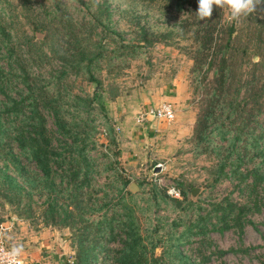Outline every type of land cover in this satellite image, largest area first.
Returning <instances> with one entry per match:
<instances>
[{
    "label": "rangeland",
    "instance_id": "obj_1",
    "mask_svg": "<svg viewBox=\"0 0 264 264\" xmlns=\"http://www.w3.org/2000/svg\"><path fill=\"white\" fill-rule=\"evenodd\" d=\"M0 6L10 14L0 10V119L26 136L41 123L54 156L64 157L59 165L49 161L45 178L15 140V167L2 160L0 146V222L24 245V264H75L74 227L113 213L124 220L130 213L142 242H156L153 254L169 264H183L174 246L196 264L263 263L264 180L254 185L245 174L264 169L253 155L264 146V105L255 111L264 85L249 83L260 74L253 63L264 59V0L231 23L215 7L198 21L189 0H0ZM15 16L26 22L16 24ZM73 34L87 53L81 61ZM221 59L222 88L215 78ZM169 88L173 119L137 129L132 117L161 103ZM236 152L244 154L242 179L232 172ZM74 180L83 185L75 188ZM170 184L179 198L166 194ZM226 202L245 209L219 221L215 208ZM115 239L102 242L110 254L121 246ZM99 258L95 264L115 262Z\"/></svg>",
    "mask_w": 264,
    "mask_h": 264
},
{
    "label": "trees",
    "instance_id": "obj_2",
    "mask_svg": "<svg viewBox=\"0 0 264 264\" xmlns=\"http://www.w3.org/2000/svg\"><path fill=\"white\" fill-rule=\"evenodd\" d=\"M181 2H184L185 0H179ZM193 6L197 9V0H189ZM0 10L2 11V14H8V10L0 6ZM10 15V14H8ZM14 22L16 24H19L20 26L26 22L25 18L23 21H20V16H15ZM62 27V32L66 31V28L64 27L63 21L60 22ZM70 24V23H68ZM4 27L0 24V31L4 32ZM69 35V34H66ZM73 36L77 39V35L73 34ZM261 41V40H260ZM75 44L77 45L76 51L78 56V60L81 61V59L85 58L87 53L83 50L80 40H75ZM210 38L206 40L205 43H209ZM264 45V44H263ZM85 50H87L85 48ZM226 61L221 59L215 69L216 74V80L219 87L222 88V83L226 80V72H227V66ZM254 66L260 70V74L254 76V74L251 75V80H249V83L251 82L252 87H255L258 85V83L261 80V86L264 85V59L258 60L253 63ZM262 71V72H261ZM62 72V71H61ZM262 77V78H261ZM0 92H4V84L1 81L0 78ZM212 98V97H211ZM214 99H211V101L208 103V110L207 113L212 114L211 112L213 109ZM257 107L255 111H260L263 109L264 105V98L260 102V104L256 103ZM13 106L18 105V102L13 101ZM13 109L15 107H12ZM228 108V107H227ZM230 112H235L236 110L240 109L239 106L236 107H230ZM5 112H7L6 109H4ZM54 120L57 123V125L60 126V123L62 120L59 116L56 115L57 111L54 110ZM208 118L207 114H204L201 120H198L197 123L199 127H204L203 123ZM40 125L37 129L34 127L33 135H22L20 134H12L9 130L10 124L7 119L1 118L0 119V146L4 147V152L2 154V160L5 162V159H8V161L11 163V165H14V160L16 159L17 154L11 152L10 148V141L15 140L17 146L21 151L28 153L30 157L35 161V163L38 165L42 175H44L45 178H47L50 175L51 168L49 165V161L56 162L57 165H59L60 162L64 161V157H61L59 160L58 156H54V150L52 149L50 139L45 134V129ZM62 126V124H61ZM20 151V152H21ZM18 152V153H20ZM253 155H257L260 159V163H263L264 165V146H257L255 149V152ZM244 154L242 152V155H239L238 152H236L234 156V160L236 161L235 165L233 162L232 166V172L237 174V179H242L244 174L239 172V161L243 158ZM15 167V165H14ZM245 174L250 175L252 179V183L255 185L258 182L264 180V169L263 171L259 172L257 166H253L250 170L246 171ZM78 172L72 174V178H77ZM12 180V179H11ZM76 184L74 185L75 188H80L83 184V180L76 181ZM130 192V191H129ZM76 201V200H75ZM74 209L79 213L77 216L81 221H85L82 217V206L79 202H73ZM126 207V206H125ZM126 207V211H127ZM215 209H218L220 211L218 220L219 221H226L231 213H233L234 210L241 211L245 209V206H237L234 203L226 202L224 206H216ZM124 212V215L127 214V212ZM235 214H237L235 212ZM125 220L123 218L117 217L116 214H111L110 216H104L100 220H96L94 222H83L84 224H81L78 227H74L73 234H72V242L74 243V260L75 264H95L97 261V258H99V255L101 254L99 260L104 261V258L112 257L114 259L113 264H169L164 258L162 253L159 255L153 254V249L156 246V242H151L147 246L146 243L142 242V235L139 233L138 225L132 220V216L127 214L125 216ZM201 218V217H200ZM113 221L116 224H113ZM116 227L120 230H116ZM114 230L118 232H114ZM115 236H117L118 240L121 243V246L118 250L112 251L113 254H110L111 250L104 246L102 242H109L116 240ZM172 253L178 257V259L182 260L183 264H196L193 261H190L188 257L181 256V253L179 250L173 247ZM106 262V260H105ZM111 264V263H110ZM264 264V261L263 263Z\"/></svg>",
    "mask_w": 264,
    "mask_h": 264
},
{
    "label": "clouds",
    "instance_id": "obj_3",
    "mask_svg": "<svg viewBox=\"0 0 264 264\" xmlns=\"http://www.w3.org/2000/svg\"><path fill=\"white\" fill-rule=\"evenodd\" d=\"M261 0H197L196 19L204 21L211 18L214 7L226 10L225 19L228 23L248 17L257 10ZM8 230L0 229V264H24V245L13 242ZM7 242V246L5 245Z\"/></svg>",
    "mask_w": 264,
    "mask_h": 264
},
{
    "label": "built area",
    "instance_id": "obj_4",
    "mask_svg": "<svg viewBox=\"0 0 264 264\" xmlns=\"http://www.w3.org/2000/svg\"><path fill=\"white\" fill-rule=\"evenodd\" d=\"M173 117L174 110L172 104L170 102L164 101L159 103L158 105L147 107L142 112L137 114L135 120L139 123H141L146 118L156 121H170L173 119ZM165 192L170 197H180L179 189L173 184L165 186ZM0 229H5V226L2 222H0Z\"/></svg>",
    "mask_w": 264,
    "mask_h": 264
},
{
    "label": "crops",
    "instance_id": "obj_5",
    "mask_svg": "<svg viewBox=\"0 0 264 264\" xmlns=\"http://www.w3.org/2000/svg\"><path fill=\"white\" fill-rule=\"evenodd\" d=\"M168 91H171L172 92V89H167L166 90V92H167V94H165L162 98H161V101L162 102H172L173 101V97H172V95H169L168 93H170V92H168ZM145 109V108H144ZM143 109V110H144ZM143 110H141V112L143 111ZM138 113H140V112H138ZM135 116V115H134ZM134 116L132 117V119H133V122H134V124L135 125H138V127L136 126V128L138 129L140 126H143V123H145V124H147V121H151V122H148V123H151L152 125L153 124H155L157 121L156 120H152V119H148V118H146V119H144L141 123H139V122H136V120L134 121ZM144 127V126H143ZM148 127H154V126H148Z\"/></svg>",
    "mask_w": 264,
    "mask_h": 264
},
{
    "label": "water",
    "instance_id": "obj_6",
    "mask_svg": "<svg viewBox=\"0 0 264 264\" xmlns=\"http://www.w3.org/2000/svg\"><path fill=\"white\" fill-rule=\"evenodd\" d=\"M36 36H40L39 34H36ZM155 171H157V169L155 170ZM127 189H128V191H130V192H134V190H137V186L133 183V182H131V183H129L128 185H127ZM196 191H197V189L196 188H193L192 190H191V196H194L195 195V193H196Z\"/></svg>",
    "mask_w": 264,
    "mask_h": 264
}]
</instances>
